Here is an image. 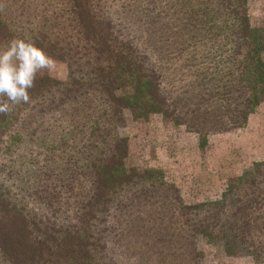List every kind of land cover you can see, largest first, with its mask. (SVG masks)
Here are the masks:
<instances>
[{"label":"trees","instance_id":"16d2710c","mask_svg":"<svg viewBox=\"0 0 264 264\" xmlns=\"http://www.w3.org/2000/svg\"><path fill=\"white\" fill-rule=\"evenodd\" d=\"M27 38L29 101L0 113V264H264V159L186 203L159 169L128 167V118L209 137L264 103V23L248 0H0V46Z\"/></svg>","mask_w":264,"mask_h":264},{"label":"rangeland","instance_id":"374dc122","mask_svg":"<svg viewBox=\"0 0 264 264\" xmlns=\"http://www.w3.org/2000/svg\"><path fill=\"white\" fill-rule=\"evenodd\" d=\"M251 23H264V0H248ZM42 73L66 80V65L54 62ZM123 133L129 139L128 167L159 169L178 186L184 202L192 204L217 199L229 180L255 161L264 159V103L250 116L246 129L209 137L201 149L197 135L176 127L160 116L128 118ZM206 264H261L242 257H225L207 247Z\"/></svg>","mask_w":264,"mask_h":264},{"label":"clouds","instance_id":"9594fccd","mask_svg":"<svg viewBox=\"0 0 264 264\" xmlns=\"http://www.w3.org/2000/svg\"><path fill=\"white\" fill-rule=\"evenodd\" d=\"M53 66L54 60L34 41L11 39L7 46H0V96L6 97L11 105L27 103L36 74ZM10 110L8 102L0 103V113Z\"/></svg>","mask_w":264,"mask_h":264}]
</instances>
